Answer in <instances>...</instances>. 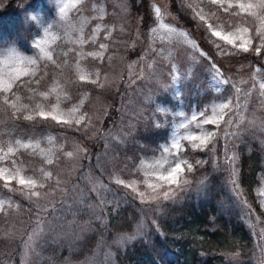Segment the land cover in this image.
<instances>
[{
	"label": "snow or ice",
	"instance_id": "snow-or-ice-1",
	"mask_svg": "<svg viewBox=\"0 0 264 264\" xmlns=\"http://www.w3.org/2000/svg\"><path fill=\"white\" fill-rule=\"evenodd\" d=\"M57 7L56 23L51 24L43 29V37L33 42V48L39 50L37 58L23 55L15 48H11L6 52L3 59L0 60V111L7 112L11 110V118L18 120L22 116L24 121H51L54 125L62 129H70L74 132H79L84 140L91 141L97 136H107L109 139H116L111 137L110 133L101 132L96 127L95 123L87 117L86 113L81 111L84 100L87 99V94H84V99L79 103H71L72 97L67 88L54 85L50 91L41 92L39 96L43 100H48L53 94L55 95V103L50 107H46L44 103L36 101L34 97H29L33 100V104L23 103L21 97L15 95L13 89L26 83L39 84L37 76L38 60L51 61L57 69H63L65 66L72 67L67 59L68 53L72 52L78 58L74 65L75 72L78 79L72 81V84H94L99 88H103L104 84L101 82V73L97 71H86L85 67L80 61L87 58L103 61L105 52L108 50L107 43H99L96 51H85V45L91 42L93 45L97 44V39L101 32L106 33L105 40L111 38L112 28L102 23L106 13V8L99 2L92 4V10L95 13L90 17H82L77 23H73L70 18V13L80 15L89 6V0H55ZM175 6V0H172ZM203 3V0H201ZM207 3L214 5L223 12L228 13L229 16L246 13L249 16L255 17L259 24L255 29V34L248 27L240 25H229L230 30L225 29V25L213 24L209 22V16L201 6H194L191 0H180V8L188 12L189 16L203 22L204 26L210 31L212 37L222 41L223 44H217L218 48L223 50L224 46L234 49L235 52L231 54H249L255 53L256 56L264 59V0H207ZM232 9H239L240 12H232ZM156 27L150 30L149 39L151 43L145 53L146 56L152 54L153 62L147 63V70L155 73L158 70L156 63L157 58L168 59L174 61L176 56H173L171 51H168L167 56L164 55L165 47H157L155 38L163 32L165 35H160V40L165 43L168 48L176 49L187 46L188 52L185 49L186 58L190 57L193 64H201L203 60L209 61L207 65L209 69V80L211 87L216 92H222L229 86L234 90L233 95H227L218 102L213 103L210 109H198L191 114L183 112L176 113V117L180 118L179 122L174 126L173 135L166 145H161V156L150 163L140 161L139 168L133 170V173L144 170L145 176L148 177L143 180V185L146 190H141L137 180H125L116 172L112 174L114 183L121 186L128 191L125 195H131L133 199H138L143 205H148L149 211H163L165 201L175 202L181 193L191 191L192 181L184 179L183 174L185 170L192 173L197 165L203 166L206 161L197 159L195 162H190L188 158L181 155L185 148L182 142L187 144L193 150L200 152H208L215 156L217 151V142L222 138L229 136L237 139L247 131V127L253 122L249 121V125H245V116L239 111L241 103L239 97L243 91L245 96L251 95L250 89L242 90L237 83L233 82L229 77L224 75L221 68L212 61V58L193 40L187 32L177 27H173L164 23V17L168 14L160 7H154ZM215 15V13H211ZM100 21L96 23L92 29V35L85 38V26L91 21ZM57 28L63 32L65 37L71 39L72 34H76V38L71 42L76 45L68 52L64 53V59L57 63L53 59V51L47 46L49 42L56 41L59 36L52 32L53 28ZM110 59V58H109ZM183 65L169 62L167 71L169 73L170 87H176L182 83L183 79H191L194 77V72H189L187 76L182 74ZM9 69H11L9 71ZM186 71V69H185ZM24 77L29 80L25 82ZM253 79L259 85V95L264 97V67L256 65L252 73ZM138 78H145L144 70L138 74ZM247 81L241 80L239 84H246ZM31 90V89H30ZM179 95V92H177ZM147 99H151L148 97ZM63 102L69 104L67 108L62 106ZM235 100V102H234ZM246 110V102H245ZM157 112L164 111L157 108ZM210 111V114H209ZM232 113V115H229ZM229 118L226 120L225 117ZM137 118H142L139 112H136L131 117V124L135 125ZM235 118V123H234ZM224 125L222 128L221 125ZM244 125V127H241ZM190 126L199 129V133H194L190 130ZM211 126V127H208ZM234 130L229 133L228 129ZM235 129H239L236 131ZM185 130V131H181ZM218 132L223 133V137L218 136ZM11 136V133H8ZM125 136L131 135L130 131L124 132ZM56 138L52 135L34 138H14L5 143H0V182L2 187L11 193L19 194L22 200L27 201V204L22 206L20 202H14L10 198L8 200H0V214L7 215L8 209H15V215L20 216L21 213L27 218L28 227L21 233V244L24 247L25 254L35 252L43 243H46L44 236L48 233H53L57 228L62 227L65 223V212L75 215L77 212L83 211L84 207L95 208L98 205L88 199L89 194H94L100 205H108L113 203V199H109L111 190L102 182H93L89 179L91 187L81 186L79 182L69 186V178L73 171H75L74 162L81 158L88 160V148L82 146L79 142H75L72 149L64 152L70 166L67 170L57 171L60 167L58 153L64 150V143L57 147H53ZM47 143L48 147L42 146ZM109 141H105V147H108ZM223 157L216 156L213 168L221 173H227L226 183L231 185V191L234 193L236 200L242 205L251 210V205L246 199H242L243 193L241 191V184L239 183V172L236 167L238 156L236 153L228 155L227 144L223 145ZM28 152L30 155H38L44 166L38 169H32L31 174H27L29 169L25 168L20 160V153ZM116 157H113L115 159ZM167 165V167H165ZM83 175V173H81ZM154 177V179H152ZM211 177H205L198 183L203 186L202 191L207 190L206 181ZM167 185V188H165ZM175 185V188L172 186ZM87 188V190H86ZM161 189H164L161 191ZM259 196L262 197L259 203L261 211H264V189L259 191ZM79 204L83 207L74 208L73 204ZM7 206V207H6ZM251 211L249 215H251ZM99 219V217H98ZM155 223V221H153ZM8 239H14V233L7 235ZM136 237L129 236L128 240ZM123 237L117 240V243ZM261 239H264V231L261 233Z\"/></svg>",
	"mask_w": 264,
	"mask_h": 264
},
{
	"label": "trees",
	"instance_id": "trees-1",
	"mask_svg": "<svg viewBox=\"0 0 264 264\" xmlns=\"http://www.w3.org/2000/svg\"><path fill=\"white\" fill-rule=\"evenodd\" d=\"M126 4L130 8L131 14L133 15V12L136 14L132 18L134 26L128 29L125 37L112 35L108 40L109 48L105 52L102 62L90 60L97 65L104 87L99 88L94 84L74 85L71 82L76 80L70 77L63 78L73 100H76L81 93L87 94L82 109L87 115L95 116L90 120L101 132H106L105 128L113 121L125 129L129 115L138 111L135 106L136 103H133L137 93L128 89L122 73L126 72L128 62L135 58L142 48H149L147 46V32L156 25V18L152 14L148 0H126ZM40 5L49 8L46 0H0V40L2 38H18L24 33L26 24L29 23V12ZM172 7H174L173 3ZM176 11L178 10L176 9ZM121 19L127 21L125 17H121ZM134 27L138 33L135 45L130 41ZM206 37L210 39L209 36ZM215 40L217 41V39ZM199 41L207 49L209 55L221 66L222 62L217 59L212 47L208 48L206 44H203L202 39ZM207 41L205 39V42ZM220 44L223 43L220 42ZM256 62H259L257 65L264 67V59ZM196 73V76L192 78L195 83L200 80L198 72ZM160 93L167 96L163 90ZM210 95L218 96V94L206 91L202 92L201 95L198 94L195 98L204 101ZM239 100H241L239 111L248 113V107L246 110L243 108V97H239ZM25 123H31L37 129L47 130L56 136H61L57 139H63L66 146L71 147L75 142H79L82 146L86 144L89 159L82 160L79 170L80 176L88 180L85 175L92 169L95 176L107 182L108 188L111 190L109 199L114 197L113 203L103 206V216L101 217L97 214H87L85 209L78 212L77 217L87 220L89 226L86 228L88 231L80 242L77 254L82 255L88 252L92 245H95L94 242H98L100 238L104 244L107 242L110 244L112 235L114 237L119 233L130 232L136 226L140 213L139 208L134 205L132 196H126L127 190L108 180L106 176H111L110 173L119 168L122 162L129 160L134 163L142 154H147L151 150L153 152L158 146L164 138L165 132L153 121L151 116H148L146 122L136 126L131 135L123 136L119 133L121 137L119 139L115 137L117 140L112 139L114 143H109L107 148L104 144L107 136H97L88 141L84 140L79 132L62 129L51 121L37 120L34 122L25 121ZM111 137L113 136L111 135ZM225 143L227 144L228 155L236 153L238 156L236 167L239 172V183L243 197L249 199L253 210L259 216L264 215L255 193L258 175L264 169V150L260 141L246 133H243L239 140L231 136L222 138L217 142L215 156L206 151L193 150L187 145L184 153L189 156L193 163L195 162L193 159L197 156L206 161L203 166H196L191 175H193V179L200 173H202L201 179L211 177L206 181L207 190L202 191L203 186L201 185H192L191 191L181 193L175 202H169L171 204L165 205L163 211L156 212L154 215L155 223L149 222L144 234H140L135 239H131L127 243H123L121 247L114 249L116 264H177L179 260H182V264H235L229 255L236 251L242 255L243 264L256 263L250 258L251 236L238 210L242 203L235 202L234 193L230 190L231 185L226 183L227 173L218 172L213 168L215 157H223L224 155L223 145ZM101 150L116 157V162L114 164L109 163V166L106 165L108 160H101L97 157ZM31 163L32 160L27 164L31 166ZM94 163L100 165L96 170H94L96 166H93ZM124 177H127V174H124ZM80 178L77 176L76 180L81 186L91 187L89 183H86L87 181H80ZM0 191L12 196V199L20 202L22 206L27 204V201L22 200L19 194L11 193L7 189ZM116 196L119 201L116 200ZM98 221H102V224ZM19 222L25 223V227H28L29 222L23 213L19 219H16V223ZM102 228H105V232L101 231ZM8 234L5 218H0V264H20L19 247L22 238L15 236L14 239H8L6 238ZM61 235L65 236L66 233L57 229L55 232L47 234L44 238L46 243L38 248L39 256L42 259L39 264L50 262L51 264H59L68 253L63 244L54 241V244L52 243L56 236ZM59 246L60 248H58Z\"/></svg>",
	"mask_w": 264,
	"mask_h": 264
},
{
	"label": "rangeland",
	"instance_id": "rangeland-1",
	"mask_svg": "<svg viewBox=\"0 0 264 264\" xmlns=\"http://www.w3.org/2000/svg\"><path fill=\"white\" fill-rule=\"evenodd\" d=\"M47 5L49 8L45 5L39 6L33 11L29 12L28 20L29 23L26 24L25 32L22 33L18 38L14 39H6L2 38L0 40V60L3 59L4 55L8 50L11 48H15L17 51L21 52L23 55L32 56L33 58H37L39 55V50L33 48V42L41 39L43 37V29L45 27H48L51 24L56 23V15H57V7L55 0H46ZM150 2L151 11L152 14L155 16L154 13V7H160L162 10H165L168 14L164 17V23L169 24L173 27H177L179 29L184 30L189 34V36L195 40L198 45L209 55L206 48H204L199 42L200 39L203 40V44H206L208 48L213 49L214 54H216L217 59L222 62V65L220 66L211 56L212 61H214L224 72V75L229 77L233 82L237 83L238 86L242 88V90L250 89L251 95L245 96L243 91L240 95V97H243L244 99V105L246 102V108L248 107V113L243 112V115L245 116V125H249V121L253 122L251 125L247 127V131L244 132L246 134H249L250 136H254L257 141H260L262 145V149L264 150V97H261L259 95V85L256 83V81L252 77V73L254 71V67L257 65V60H262L259 56H256L255 53H249V54H237L233 55L232 52H235L234 49H230L228 46H224L223 50L221 48L217 47V44H220V42L217 38L212 37L210 34V31L204 26L203 22L192 18L189 16L188 12L184 9L180 8V0H175V9L172 7L171 0H148ZM95 2L101 3L106 8V15L104 17V20L102 21L103 24L108 25L110 28H112V35H119L120 37H125L128 29L132 28L134 26L133 23V17L136 15L135 12H133V15L131 14L130 8L126 4V0H89V6L88 8L83 11L82 14L77 15L75 13H70V18L72 19L73 23H77L82 17H90L94 15L95 13L92 10V4ZM192 4L194 6H201L203 7V10L205 13L209 16V22L213 24H221L223 23L225 25L226 30L229 29V25H240L244 27H248L253 35L255 34V29L259 24V21L253 17L249 16L246 13H240L239 15L235 16H229L228 13L223 12L222 9L217 8L214 5H210L207 3V0H203V3H201V0H191ZM176 9L178 11H176ZM120 10V11H119ZM232 12H240L239 9H232ZM215 13V15H211V13ZM121 17H125L127 21L122 20ZM129 18V20H128ZM156 20V19H155ZM100 21L91 20L86 26H85V38L88 39L92 35V29L95 27L96 23H99ZM136 22V20H135ZM137 23V22H136ZM158 22H156V27ZM53 33H56L59 38L54 42H49V45H47L50 50L53 51V59L56 60L57 63H60L65 57L64 53L68 52L69 49L75 48L76 45H74L71 41L76 38V34H72L71 39L68 37H65L63 35V32L57 28L52 29ZM106 33L101 32L98 39L97 44L93 45L91 42L85 45V51H96L98 49L99 43H107L108 40L104 39V36ZM160 35H165L163 32L160 33ZM160 35H157L155 38V44L157 47H165L166 51L164 53L165 56H167L168 51H171L173 53V56H176V53L178 52V57L172 61L169 57L168 59H161L157 58L156 63L158 66V70L155 73H152L147 70V63H152L153 58L152 54H149L148 56L145 55L148 49L142 48L140 50V53L133 59H131L127 64V70L126 72H123L122 75L125 78V82L128 85V89L135 91L137 93L135 97V101L133 103H136V109L138 111H134L131 115H129V120L126 123L125 129L121 128L119 124L115 121L110 123L108 127L105 128V131L107 133H110L113 137H117L119 139L121 135L124 136L125 131H130V133L133 132V130L141 123H144L148 120V116H151L153 121L157 123L165 132L164 138L159 142L158 146L147 154H142L140 157L134 161V163L130 162L129 160H126L122 162L119 166V168L114 169V171L111 174V176H106L108 180L113 181L112 174L114 172L118 173L121 178L125 180H131L135 179L137 180L139 186L141 187V190H146V186L143 185V180L148 178L145 176L144 170H141L139 172L133 173V170L136 168H139L140 161L144 160L145 163H150L155 159H159L161 156V145H166L169 143L173 132H174V126L176 123L179 122L178 117H176V113L183 112L185 114H191V112L198 110V109H204L208 108L210 109V106L218 102L219 99L224 98L227 95H233L234 90L229 86L228 88L224 89L222 92H216L213 87H211V83L209 80V69L207 65L209 64V61L203 60L201 58L202 63L201 64H193L191 62L190 57L186 58L185 49H187V46H183V48L177 47L176 49L168 48V46L163 43L160 40ZM150 30L147 32V46L151 43L150 39ZM206 36H209L210 39H208ZM217 39V41L215 39ZM138 39V33L134 29L132 30V37L130 38V41L133 45L137 43ZM205 39L208 41L205 42ZM223 43V42H222ZM188 52H190V49H187ZM69 64L72 65V67L65 66L62 70L57 69L54 64H52L51 61H45V60H38V71L37 76L35 79H39V84L36 83H26L25 85L15 87L13 89V92L15 95H18L21 97V101L23 103L27 104H33L34 101L29 99V97H34L36 101H40L45 104L46 107H50L52 104H54L55 101V95L53 94L51 97H49L48 100H43L39 93L41 92H48L54 85H59V87L66 88L65 82L63 81L64 77H70L73 80H77V74L75 72L74 65L77 63L78 58L75 56L74 53L69 52L67 57ZM92 58H87L84 61H80L82 65L85 67L86 71H97L98 67L96 64L90 62ZM174 62L180 65H183L182 68V74L184 76H187L189 72H198V78L200 79L197 83L192 81L191 79H183L182 83L176 87H170V77L169 73L167 71V66L169 65V62ZM2 67V66H0ZM186 69V71H185ZM11 69H9L10 71ZM144 70L145 78L141 79L138 78V74L141 73V71ZM99 71V70H98ZM197 74V73H196ZM196 74L194 76H196ZM23 80L27 82L29 80L28 77H24ZM241 80L247 81L246 84H239ZM31 89V90H30ZM163 90L167 93V96H163L160 91ZM211 92L218 94V96L210 95L208 98H206L204 101H199L195 98L198 94L201 95L202 92ZM177 92H179V95H177ZM84 94L81 93L79 97L76 100H71V103H79L81 99H84ZM150 97L151 99H147ZM235 102V100H234ZM241 103V100H240ZM243 105V108L245 109ZM62 106L67 108L69 106L68 103L63 102L62 100ZM134 106V105H133ZM160 108L164 111L157 112L156 109ZM81 111L86 113L85 110L81 108ZM136 112H139L141 114L142 118H137L135 125L131 124V117L135 115ZM241 112V113H242ZM210 114V111H209ZM87 115V114H86ZM229 115H232V113H229ZM88 118L95 117L94 115H87ZM229 117L226 116L225 119L227 120ZM28 122V121H27ZM34 122V121H33ZM235 123V118H234ZM129 124V125H128ZM211 127V126H208ZM221 127L223 128L224 125L222 124ZM241 127H244L242 125ZM190 130L194 133H199V129H196L194 126H190ZM234 129L229 128L228 131L231 133ZM236 131H239V129H235ZM119 131V132H118ZM182 132L185 130H181ZM8 133H11V136L8 135ZM121 135H120V134ZM47 135H52L56 139L54 140L53 147L59 146L61 143H64L63 139H57L61 136H56L54 133L37 129L35 125L31 123H25L22 116L18 120H14L11 118V110H8L7 112L0 111V143H5L9 141L10 139L14 138H24L27 139L29 137L39 138L44 137ZM218 136H223L222 132H218ZM237 139L236 137H234ZM241 136L237 139L239 140ZM252 138V137H251ZM115 139V140H117ZM109 143H114L112 139H107ZM123 142V141H122ZM127 142V140H126ZM108 143V146H109ZM128 143V142H127ZM186 146L188 145L187 142H182ZM105 144V142H104ZM125 145V143L123 142ZM44 147H48L46 141L42 145ZM189 146V145H188ZM73 146L69 147L64 144V150L58 153L59 157V165L60 167L56 169L57 171L61 170H67V168L70 166V163L66 156L64 155V152L71 150ZM84 147L88 146L85 144ZM184 148V149H185ZM104 150H101L99 152V155L97 156L101 160H108L106 165L109 166L110 164H114L116 161L113 159V156L110 154H107L106 152H103ZM20 160L23 164V166L27 169H29L27 174H31L32 169H38L39 167L44 166L41 162V159L38 155L33 156L30 155L28 152H22L19 154ZM181 155L188 158L190 162L191 159L189 156L184 153V150L182 151ZM83 154H81V158L77 159L74 162L75 171L72 172L70 178H69V186L71 184L76 183V177H81V180L87 181L86 183H89V179H91L93 182H102L103 184L107 185V182L103 181L102 178L95 176V172L90 169L86 173V178L88 180H85L83 176H80L79 170L80 166L83 160ZM200 159L198 156L193 159V161ZM32 160V163L29 166L27 163ZM96 165V166H95ZM94 170H96L100 165L98 163L93 164ZM198 167H201L200 165H197ZM167 167V165H165ZM193 173V172H192ZM192 173H188L187 170H185V173L183 174L184 179H189L192 181V185L198 186L199 181L201 180L202 173L197 174L196 178L193 179ZM79 174V175H78ZM124 174H127V177H124ZM154 179V177H152ZM114 182V181H113ZM191 185V186H192ZM175 188V185L172 186ZM165 188H167V185H165ZM261 189H264V169L260 171L258 175V182L255 186V193L257 196L258 203L262 197L259 196V191ZM0 190H5V188L2 187V182H0ZM127 190V189H126ZM164 189H161L163 191ZM128 191V190H127ZM147 191V190H146ZM88 197H90V200L93 202V204L98 205L95 208H87L84 207V209L87 211V214H97V216L101 217L103 216V206L100 205L99 201L95 197L94 194H89ZM12 199V196L9 194L2 193L0 191V200H8ZM116 196V200H117ZM242 199H246L248 204L251 205L249 199L246 197H243ZM135 207L139 208L140 216L137 220H139L136 224V226L130 231V232H124L119 233L116 236L110 237L111 243L110 244H104L102 239L100 238L98 242H94L95 245H92V248L89 249L88 252L79 255L77 254V249L80 247V242L83 240V238L86 235V232L88 231L86 228L89 226V223L87 220L79 219L78 212L73 216L71 214L66 213L65 217V223L62 225V227L57 228V230H62L66 233V235L56 236L55 239L52 240V243L57 242L58 244H63L66 247L67 254L63 257L61 262L59 264H116V261L114 260L115 255V248L121 247L123 243H127L129 240L127 237L133 236L136 237L140 234H144V231L146 230V227L149 226V222L154 221V215L157 211H149L148 205H143L139 202L138 199H133ZM14 201V200H13ZM119 201V200H117ZM16 202V201H14ZM171 201H165L164 205L171 204L169 203ZM235 202H238L235 200ZM240 203V202H239ZM260 205V203H259ZM7 207V206H6ZM74 208L83 207L81 205L73 204ZM261 207V205H260ZM241 217L246 225V227L249 230V234L251 236L252 246L249 247L250 250V258L252 261L256 262L255 264H261V262L264 260V239H261V233L264 231V215L259 216L254 210L251 205V210L245 208L243 205L240 209H238ZM15 209H8L7 215L0 214V218H5L6 222V231L8 233H14L15 236L21 237V233L25 230V223L19 222L16 223V219H19V216L15 215ZM251 211V215H249V212ZM264 212V211H263ZM100 224H102V221H98ZM102 232H105V228H102ZM47 236V234L44 236V238ZM124 238L120 240L119 243H117V240L120 238ZM54 241V242H53ZM60 248V246L58 247ZM19 255H20V264H39L42 260L39 250L35 252H29L27 255L25 254L24 247L21 244L20 241V247H19ZM229 258H231L235 264H243L242 255L238 253V251L233 252L229 255ZM177 264H182V260L177 261ZM47 264H51L47 263Z\"/></svg>",
	"mask_w": 264,
	"mask_h": 264
},
{
	"label": "water",
	"instance_id": "water-1",
	"mask_svg": "<svg viewBox=\"0 0 264 264\" xmlns=\"http://www.w3.org/2000/svg\"><path fill=\"white\" fill-rule=\"evenodd\" d=\"M262 264H264V261L262 262Z\"/></svg>",
	"mask_w": 264,
	"mask_h": 264
}]
</instances>
